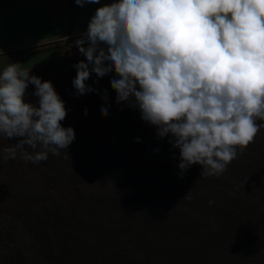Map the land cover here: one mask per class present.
I'll use <instances>...</instances> for the list:
<instances>
[{"label":"trees","instance_id":"obj_1","mask_svg":"<svg viewBox=\"0 0 264 264\" xmlns=\"http://www.w3.org/2000/svg\"><path fill=\"white\" fill-rule=\"evenodd\" d=\"M19 1L0 0V11ZM113 2L48 0L66 39L14 55L61 50L86 32L98 7ZM81 60L28 69L64 101L61 125L75 133L67 149L33 163L22 153L40 148L25 146L5 159L3 150L21 138L0 134V264H264V126L220 175H201L198 164L181 172L170 136L158 137L138 108L117 104L109 75L92 73L86 84L96 91L76 95L73 65ZM34 91L29 84L25 102L37 104Z\"/></svg>","mask_w":264,"mask_h":264},{"label":"clouds","instance_id":"obj_2","mask_svg":"<svg viewBox=\"0 0 264 264\" xmlns=\"http://www.w3.org/2000/svg\"><path fill=\"white\" fill-rule=\"evenodd\" d=\"M75 45L86 58L73 65L76 95L96 91L86 84L92 73H114L116 103L170 136L181 172L198 164L201 175H220L264 126V0H117L95 10ZM29 71L11 63L0 73V134L21 138L5 159L39 146L22 153L38 163L59 156L75 133L61 125L66 109L52 82ZM29 84L38 106L25 102Z\"/></svg>","mask_w":264,"mask_h":264},{"label":"rangeland","instance_id":"obj_3","mask_svg":"<svg viewBox=\"0 0 264 264\" xmlns=\"http://www.w3.org/2000/svg\"><path fill=\"white\" fill-rule=\"evenodd\" d=\"M62 6L63 2L55 5L56 9ZM50 9L48 0H20L0 11V73L11 63H19L20 70H28L46 62L81 54L75 45L78 38H75L61 50L28 56L21 53L14 55L17 50L34 45L43 46L50 40L66 39L64 22L60 19L51 20ZM114 75L110 73L109 79Z\"/></svg>","mask_w":264,"mask_h":264}]
</instances>
